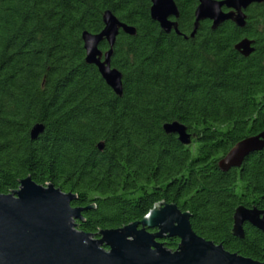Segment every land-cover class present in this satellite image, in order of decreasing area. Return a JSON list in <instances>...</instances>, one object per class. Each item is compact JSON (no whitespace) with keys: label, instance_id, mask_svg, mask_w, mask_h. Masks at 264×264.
I'll return each mask as SVG.
<instances>
[{"label":"trees","instance_id":"obj_1","mask_svg":"<svg viewBox=\"0 0 264 264\" xmlns=\"http://www.w3.org/2000/svg\"><path fill=\"white\" fill-rule=\"evenodd\" d=\"M174 1L182 35L152 20L150 0H0V193L28 177L74 193L78 230L96 238L176 204L199 236L264 261L261 231L233 234L238 207L264 210V150L219 167L264 132V2L246 11L244 28L205 21L191 38L199 2ZM106 11L137 30L120 32L111 59L122 97L86 63L82 35L101 33ZM243 39L255 42L249 57L235 49ZM175 121L189 146L165 132ZM37 124L45 131L32 140ZM162 243L175 251L179 240Z\"/></svg>","mask_w":264,"mask_h":264},{"label":"water","instance_id":"obj_2","mask_svg":"<svg viewBox=\"0 0 264 264\" xmlns=\"http://www.w3.org/2000/svg\"><path fill=\"white\" fill-rule=\"evenodd\" d=\"M151 18L166 33L182 35L178 27L179 8L174 0H150ZM195 11L194 38L202 22L210 21L213 29L227 21L244 28L246 11L264 0H198ZM104 29L99 34L84 32L82 40L86 63L95 66L106 84L123 96V74L112 66L111 59L120 32L135 36V27L122 22L112 11L103 16ZM185 38H188L185 36ZM107 43L109 49L101 50ZM254 41L243 39L235 49L244 57L254 53ZM167 134L189 146L192 136L178 121L164 125ZM45 131L42 124L31 130L32 140ZM104 144H99L103 150ZM264 150V132L239 142L220 160L223 172L241 168L252 154ZM74 193L54 185L43 186L31 177L20 182L19 190L0 193V264H264L232 253L199 236L192 228L191 214L178 205L161 202L142 220L120 229L101 231L98 238L78 230L81 208L72 203ZM246 224L264 234V210L240 206L234 214L233 234L244 238ZM154 231V232H152ZM179 240L177 250H168L162 240Z\"/></svg>","mask_w":264,"mask_h":264},{"label":"flooded vegetation","instance_id":"obj_3","mask_svg":"<svg viewBox=\"0 0 264 264\" xmlns=\"http://www.w3.org/2000/svg\"><path fill=\"white\" fill-rule=\"evenodd\" d=\"M249 225V224H248ZM251 226V225H250Z\"/></svg>","mask_w":264,"mask_h":264}]
</instances>
